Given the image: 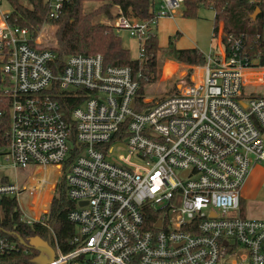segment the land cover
<instances>
[{
    "label": "built area",
    "instance_id": "2783aa9c",
    "mask_svg": "<svg viewBox=\"0 0 264 264\" xmlns=\"http://www.w3.org/2000/svg\"><path fill=\"white\" fill-rule=\"evenodd\" d=\"M4 1L0 101L10 127L0 154L14 167L57 168L55 183L67 165L74 203L68 220L75 230L64 250L46 215L18 201L24 223L50 229L55 257L44 264H264V217H248L242 207L250 170L264 163V95L245 86L256 73L264 84V64L247 54L243 38L230 34L205 55L191 84L149 104L138 99L141 73L131 65L107 64L101 53L60 59L40 27L10 23ZM65 1L45 0L50 18ZM150 2L152 17L116 5L113 22L137 40L141 61L158 20L184 6ZM21 192L1 182L0 208L4 196ZM35 251L0 233V264L26 255L22 264H33Z\"/></svg>",
    "mask_w": 264,
    "mask_h": 264
},
{
    "label": "trees",
    "instance_id": "16d2710c",
    "mask_svg": "<svg viewBox=\"0 0 264 264\" xmlns=\"http://www.w3.org/2000/svg\"><path fill=\"white\" fill-rule=\"evenodd\" d=\"M11 11L8 16L10 23L34 30L43 23L48 22L57 27L55 32V49L58 57L62 59L69 54H96L101 53L107 64L131 65L136 72H140V89L138 99L144 97V87L150 82H155L160 77L158 74L157 56L164 52L172 59L191 65L205 63V54L196 47L177 48L175 39H169L168 45L160 47L156 33L146 41V57L141 61L132 58L130 50L126 48L115 26L94 20L99 15L105 14L112 17L113 5H120L125 13H132L141 18H150L153 15L150 0H66L55 18H50L45 0H9ZM85 1H100L99 7L91 12L84 13ZM202 7L214 10L213 30L220 34L223 44H227L228 36L234 34L244 40L245 51L251 58H259L264 64V0L252 3L250 0H184L183 16L197 18ZM259 9L254 18L253 13ZM176 64L168 60L164 66L165 76L174 71ZM158 74V77H157ZM6 80L0 74V95ZM144 105V103H143ZM0 150L8 144L7 132L10 127V115L4 102L0 101ZM63 167L61 179L55 187L50 210L46 213V222L54 230L57 240L64 250L69 248L68 241L73 235L75 226L68 220V214L74 208V203L67 196L66 171ZM6 181V180H5ZM244 202H242L243 207ZM18 200L15 196H4L0 208V233L17 240L18 237L26 242L33 236H40L54 244L50 229L40 222L32 225L24 223L21 219ZM37 254V251H35ZM34 252V254H35ZM30 258L19 257L9 260L15 263H28ZM4 261L1 262H6Z\"/></svg>",
    "mask_w": 264,
    "mask_h": 264
},
{
    "label": "rangeland",
    "instance_id": "374dc122",
    "mask_svg": "<svg viewBox=\"0 0 264 264\" xmlns=\"http://www.w3.org/2000/svg\"><path fill=\"white\" fill-rule=\"evenodd\" d=\"M101 3L102 2L100 1H85L83 4L84 13L91 12L93 9L99 7ZM114 7L116 8V5H113L111 8L112 17H107L105 14H102L94 20L113 26L116 12ZM1 8L7 12L12 10L10 3L6 1L2 3ZM183 8L177 10V16L181 15ZM214 14L215 13L212 8L202 7L199 9V17L196 20H192L196 22L197 25L195 27L191 26L186 28L187 38L184 41L191 42V44L194 43L195 40L198 41V47L204 52V54L209 53L211 48L218 44L217 42L219 41V36L213 37L212 20L214 18ZM161 19L163 18L158 20L160 28V31H158V39L160 45L163 40L161 29L168 25L167 22H161ZM56 29L57 27L55 25L45 22L40 26L39 31L43 32L48 42L56 44ZM156 29L158 28L156 27ZM117 32L121 37L123 45L130 50L131 57L134 59L138 58L140 49L137 40L132 38L125 30H118ZM168 57L169 56L164 53H158V74L160 72V77L155 82H150L145 85L144 95L147 94L148 96L154 98L157 97L158 99L156 100H159L172 93L179 92L182 86L193 82L192 76H194V71L197 70L198 67H202L204 65V63L198 66L188 65L189 67L187 66V70L185 72L184 69L186 67L180 68V66L174 62L176 64L174 66V71L166 77L164 74V66L167 61H163V59H169L170 57ZM183 73V76H179V74ZM258 77L257 73L251 75L250 82L245 86L246 92L264 95V84L259 83ZM146 90L148 93H146ZM57 174V168L47 167L39 169V167L34 163H30L24 168L14 167L0 154V183L6 180L10 183L17 184L22 191L17 200L28 212H31L35 216L46 214L50 210V203L56 187L54 184H57L58 182L57 180L55 183V176ZM39 178H42L44 182L38 186L37 189L31 188V185L38 183ZM58 179L60 180L61 177L59 176ZM242 197L244 202V214L246 216L264 217V163L256 164L251 168L250 174L242 188ZM172 218L175 219L176 215H172Z\"/></svg>",
    "mask_w": 264,
    "mask_h": 264
},
{
    "label": "crops",
    "instance_id": "0c3cea01",
    "mask_svg": "<svg viewBox=\"0 0 264 264\" xmlns=\"http://www.w3.org/2000/svg\"><path fill=\"white\" fill-rule=\"evenodd\" d=\"M184 7V6H183ZM182 7V8H183ZM115 8V7H114ZM117 10V7L115 8V11ZM214 16V15H213ZM199 17V16H198ZM197 17V18H198ZM197 18H187L185 16H183V11L181 13L180 16H177L176 14L173 16V17H163V19H161V22H167V26H164L162 29H161V34L163 35V40L161 42V45L159 43V39H158V43H159V46L160 47H165L168 45V42H169V39L174 36V35H177L176 36V39H175V45L177 48H192V47H196L198 48L199 50H201L199 47H198V41H194V43L191 44V42H186L184 41L186 38H187V33H186V28H189L191 26H196V22L192 21V20H196ZM212 23H213V20H212ZM156 27L158 29L155 28L156 30V35H157V38H158V31H160L159 29V25L157 23ZM213 28V26H212ZM216 36H219V41L217 42L218 44H216L215 46H213L210 50V52H218L221 47H222V42H221V38H220V34L219 35H216L214 30H213V37H216ZM165 37V39H164ZM202 51V50H201ZM203 52V51H202ZM209 52V53H210ZM160 53H164V52H160ZM204 53V52H203ZM208 54V53H207ZM206 55V54H205ZM169 58V57H168ZM173 61V62H176L180 68L182 67H186L184 70L186 72L187 70V66L188 65H191V64H187V63H184V62H181V61H177L175 59H172L171 57L169 59H163V61ZM200 65V64H198ZM196 65V66H198ZM191 66H195V65H191ZM189 67V66H188ZM184 72V73H185ZM183 74H179V76H183ZM146 93H148V91L146 90ZM146 98L150 101L149 104H152L154 103L156 99H158L157 97H151V96H148L147 94L145 95ZM154 101V102H153ZM157 101V100H156Z\"/></svg>",
    "mask_w": 264,
    "mask_h": 264
},
{
    "label": "water",
    "instance_id": "95a60500",
    "mask_svg": "<svg viewBox=\"0 0 264 264\" xmlns=\"http://www.w3.org/2000/svg\"><path fill=\"white\" fill-rule=\"evenodd\" d=\"M258 12L259 9L253 13L254 18L257 16ZM21 243L25 244V240L21 239ZM29 243L37 251H39V254L32 260L33 264H44L46 262L53 261L55 257V250L48 241L44 240L40 236H33L29 240Z\"/></svg>",
    "mask_w": 264,
    "mask_h": 264
},
{
    "label": "bare ground",
    "instance_id": "6f19581e",
    "mask_svg": "<svg viewBox=\"0 0 264 264\" xmlns=\"http://www.w3.org/2000/svg\"><path fill=\"white\" fill-rule=\"evenodd\" d=\"M59 172V171H58Z\"/></svg>",
    "mask_w": 264,
    "mask_h": 264
}]
</instances>
